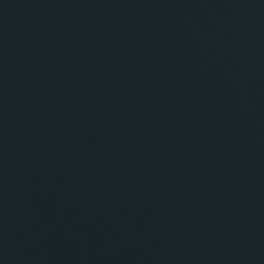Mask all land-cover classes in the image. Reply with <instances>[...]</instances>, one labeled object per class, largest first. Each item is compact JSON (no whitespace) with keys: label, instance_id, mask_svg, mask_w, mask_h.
Here are the masks:
<instances>
[{"label":"water","instance_id":"95a60500","mask_svg":"<svg viewBox=\"0 0 264 264\" xmlns=\"http://www.w3.org/2000/svg\"><path fill=\"white\" fill-rule=\"evenodd\" d=\"M0 264H264V0H0Z\"/></svg>","mask_w":264,"mask_h":264}]
</instances>
